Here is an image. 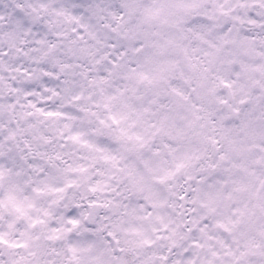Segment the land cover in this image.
<instances>
[{"label": "snow or ice", "instance_id": "obj_1", "mask_svg": "<svg viewBox=\"0 0 264 264\" xmlns=\"http://www.w3.org/2000/svg\"><path fill=\"white\" fill-rule=\"evenodd\" d=\"M0 264H264V0H0Z\"/></svg>", "mask_w": 264, "mask_h": 264}]
</instances>
